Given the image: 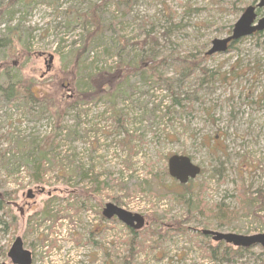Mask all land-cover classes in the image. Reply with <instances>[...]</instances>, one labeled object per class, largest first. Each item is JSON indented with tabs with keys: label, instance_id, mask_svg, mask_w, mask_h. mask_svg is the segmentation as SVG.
Here are the masks:
<instances>
[{
	"label": "rangeland",
	"instance_id": "obj_1",
	"mask_svg": "<svg viewBox=\"0 0 264 264\" xmlns=\"http://www.w3.org/2000/svg\"><path fill=\"white\" fill-rule=\"evenodd\" d=\"M125 1L0 0V74L38 96L0 98V264L17 238L31 264H264L261 245L203 233L264 231V31L206 55L261 0ZM94 5L106 29L77 63ZM121 65L145 67L85 98ZM173 155L202 168V211L179 201ZM108 203L145 226L107 219Z\"/></svg>",
	"mask_w": 264,
	"mask_h": 264
},
{
	"label": "water",
	"instance_id": "obj_2",
	"mask_svg": "<svg viewBox=\"0 0 264 264\" xmlns=\"http://www.w3.org/2000/svg\"><path fill=\"white\" fill-rule=\"evenodd\" d=\"M264 7V0H261L256 6H248L238 21L234 24L232 34L225 38H216L211 43V48L207 51V55L226 53L229 51V45L244 37L251 36L256 32L264 31V16L258 19L256 10ZM53 58H51L52 61ZM169 175L180 184H187L190 180H194L201 174V167L194 164L192 159L185 155H173L168 160ZM103 215L107 219L116 217L122 223L133 230H140L145 226V218L138 214L130 213L112 203L106 204ZM205 235H212L214 241H225L236 247L249 248L255 245H261L264 248V231L256 235H237L224 234L214 231H206ZM9 258L13 264H31L32 254L25 250L22 240L17 238L12 245Z\"/></svg>",
	"mask_w": 264,
	"mask_h": 264
},
{
	"label": "trees",
	"instance_id": "obj_3",
	"mask_svg": "<svg viewBox=\"0 0 264 264\" xmlns=\"http://www.w3.org/2000/svg\"><path fill=\"white\" fill-rule=\"evenodd\" d=\"M132 1V0H131ZM124 5L127 4V2L125 0L121 1ZM100 8L101 6H96L94 5L92 8H90L85 16H84V23H90L91 25H93L94 27V32L90 33L87 36V40L84 43V45L77 50L78 54L76 53L75 57H76V61L77 63L80 62L81 58L84 55V52L90 47L91 43L96 39L95 37H98V34L103 31L105 28V26L102 24V20H101V16H100ZM95 38V39H94ZM9 41V40H7ZM238 41L232 43L229 46V49H231L234 44H236ZM1 45V44H0ZM5 45V44H4ZM124 64V63H122ZM151 65V64H150ZM122 68L118 69V72H115L113 75H108L106 73L101 72L100 74H98L96 76V78L94 79H90L91 80V89L92 92L91 94H84L85 98L88 99H93L96 96H100V95H104L106 97L111 98L112 96L114 97V95L117 93V85L115 84L116 81L120 80L121 78L124 79V77H122L124 75V73L126 72H131L133 71H138V72H144V66H139L136 65L135 67H128V66H122ZM124 68V69H123ZM131 70V71H130ZM144 75V74H141ZM114 83V84H113ZM24 90L25 93H23L24 97L26 99L32 100L31 102L35 101L38 99V96L34 93V91L32 90V85H24L23 81H19V80H13L12 78H9L8 75L5 74H0V98L5 99V101H13L16 98H18V96L20 95V91ZM115 93V94H114ZM23 97V96H22ZM23 97V98H24ZM179 187L184 188L183 192H180L177 195L179 201L185 203L186 205L190 206V207H197V208H202V201L200 199V196H194L192 193V181H190L188 184H179ZM258 197L257 198H253V201H262V204L264 203V196L261 197L260 195L262 193H260V191H258ZM245 200L247 199L246 197L244 198ZM248 200V199H247ZM261 204V205H262ZM202 211V209H201ZM229 217L231 215H234V212H227ZM220 219H222L221 214L219 213V208H218V213L216 214ZM131 229V228H130ZM133 234H136L137 231L132 229ZM226 253V252H225Z\"/></svg>",
	"mask_w": 264,
	"mask_h": 264
},
{
	"label": "flooded vegetation",
	"instance_id": "obj_4",
	"mask_svg": "<svg viewBox=\"0 0 264 264\" xmlns=\"http://www.w3.org/2000/svg\"><path fill=\"white\" fill-rule=\"evenodd\" d=\"M190 181H193V180H190ZM190 181H189V182H190ZM189 182H188V183H189ZM188 183H187V184H188ZM102 213H103V212H102Z\"/></svg>",
	"mask_w": 264,
	"mask_h": 264
}]
</instances>
